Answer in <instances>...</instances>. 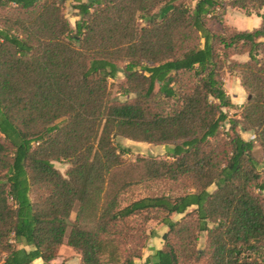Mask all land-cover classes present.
<instances>
[{"label":"trees","instance_id":"trees-1","mask_svg":"<svg viewBox=\"0 0 264 264\" xmlns=\"http://www.w3.org/2000/svg\"><path fill=\"white\" fill-rule=\"evenodd\" d=\"M65 1L0 0V264H52L62 244L80 264H136L152 219L167 231L147 264H264V0H77L75 28ZM228 8L261 23L228 25ZM116 137L174 145L132 162Z\"/></svg>","mask_w":264,"mask_h":264},{"label":"rangeland","instance_id":"rangeland-1","mask_svg":"<svg viewBox=\"0 0 264 264\" xmlns=\"http://www.w3.org/2000/svg\"><path fill=\"white\" fill-rule=\"evenodd\" d=\"M81 2H87L88 0H80ZM190 3V5H194L196 0H186ZM76 4H78L77 0H66L64 4V14L67 20L69 21L70 25L75 28V24L78 20L81 19V16L78 13V9L76 8ZM229 14H227V24L228 25H235L240 29H250L248 26V16H246L245 12L241 9L235 8H228ZM227 13V12H226ZM261 13H264V8L261 10ZM226 15V14H225ZM252 16L256 14L252 13ZM225 18V17H224ZM226 22V19H224ZM213 25V24H212ZM214 28H218L217 24L213 25ZM235 59L237 60H246L247 56L245 54L242 55H235ZM123 63H120L122 66ZM125 77L123 73H118L115 79L110 80L112 84V98L118 101H124L126 99H131L134 97L133 94L131 95H124L122 91H120V85L124 82ZM223 88L226 91L228 97L238 102V104H242L245 102L247 98V94L241 86L240 78L237 76L236 73H230L227 70L224 71L223 77ZM229 118H239L240 114V106L236 105L233 108L226 109ZM229 128V123L226 122L224 125V130ZM237 131L242 134H246V139H250L252 137V132H244L240 129V127L236 128ZM116 143L118 145L127 147L130 149L129 152L123 154V158L127 161H135L139 157H155V158H167L166 150L168 147H172L174 143H148V142H141V141H134L124 137H116ZM252 155L258 161V170L261 172L262 176L264 177V152L262 151L261 147L256 144L255 148L252 151ZM54 167L59 170L62 174H65L68 164L65 161H54ZM160 186H156V188ZM215 186H210L209 190L213 191ZM156 190V189H154ZM146 190L143 187H136L134 190L127 194L126 197L133 198L139 195H143ZM264 195V191L262 193ZM75 213L71 215V219H74ZM181 217L179 214H172L171 218L173 220H178ZM167 231V227L161 223L158 219H152L147 223V233L150 234L149 239L147 240L146 247L142 250V257L135 259L136 264H147L146 258L153 254L155 249L161 248L164 240L163 234ZM206 244V232H202L199 235L197 247L203 249ZM38 262V261H36ZM34 262V264H38ZM41 262V261H40ZM80 264V255L75 252L70 246L66 244H62L58 248V254L56 259L52 261V264Z\"/></svg>","mask_w":264,"mask_h":264},{"label":"crops","instance_id":"crops-1","mask_svg":"<svg viewBox=\"0 0 264 264\" xmlns=\"http://www.w3.org/2000/svg\"><path fill=\"white\" fill-rule=\"evenodd\" d=\"M227 13H226V15H225V19H226V23H227V14H229V11L227 10L226 11ZM248 18H250L249 20H248V26H250V29H252V28H254V27H258L259 25H260V23H261V18L259 17V16H257V15H255V16H252V15H250V16H248ZM231 26H234V27H236V28H238V29H240L239 27H237V26H235V25H231ZM246 30H248V29H246ZM232 102L234 103V104H236V105H238V106H240L241 104H238V102H236V101H233L232 100ZM245 135H247V133L246 134H242V137L243 138H245L246 139V136ZM36 261H38V262H36ZM35 262L36 263H38V264H41L42 263V261L40 260V259H37ZM41 261V262H40Z\"/></svg>","mask_w":264,"mask_h":264}]
</instances>
